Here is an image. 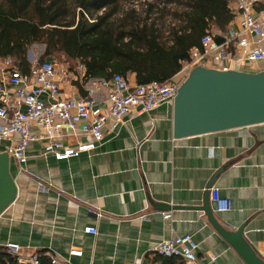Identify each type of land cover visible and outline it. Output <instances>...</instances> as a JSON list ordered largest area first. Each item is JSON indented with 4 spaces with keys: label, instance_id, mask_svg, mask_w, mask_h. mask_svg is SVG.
<instances>
[{
    "label": "crops",
    "instance_id": "1",
    "mask_svg": "<svg viewBox=\"0 0 264 264\" xmlns=\"http://www.w3.org/2000/svg\"><path fill=\"white\" fill-rule=\"evenodd\" d=\"M228 30H239L236 17ZM75 80L71 74L62 80V92L82 98ZM127 81L136 85L134 75ZM98 85L89 81L83 90ZM42 151L40 141L32 143L23 170L10 158L17 196L0 216V248L16 245L22 260L46 251L58 264H167L156 255L157 244L189 235L198 264H243L197 209L214 176L212 187L231 202L229 212L217 213L208 196L217 222L226 230L244 225L255 250L264 242V124L174 140L172 106L164 104L106 129L96 148L78 158L57 161ZM166 212L171 219L165 221ZM140 215L149 221L140 222ZM85 227L97 234H84ZM71 249L82 255L70 256Z\"/></svg>",
    "mask_w": 264,
    "mask_h": 264
},
{
    "label": "built area",
    "instance_id": "2",
    "mask_svg": "<svg viewBox=\"0 0 264 264\" xmlns=\"http://www.w3.org/2000/svg\"><path fill=\"white\" fill-rule=\"evenodd\" d=\"M228 1L233 5L239 30H228L221 44L209 34L204 35L200 40L202 50L192 49L180 70L161 84L130 85L125 78L115 75L108 81H98L93 91L105 90V96L99 98L89 92L85 97L73 98L62 92L61 81L67 77L58 71L55 61L27 58L29 68L23 73L13 59L0 58V147L4 146V153H8L20 170L27 162L31 144L37 141L42 143L43 156L51 155L57 161L78 158L93 151L106 129L115 131L125 118L150 113L164 104L172 106L181 83L197 66L264 71V0ZM81 69L78 66V70ZM80 137L88 140L69 143ZM209 193L215 212L231 210V202L222 198L217 188L211 187ZM161 216L165 221L171 219L169 212ZM138 220L147 222L149 218L140 215ZM82 232L97 234L93 227H85ZM197 249L192 236L171 235L157 244L154 251L164 258H180L185 264H198ZM5 250L17 256L16 245L7 244ZM256 252L264 261V242ZM69 255L81 256L82 252L71 249ZM29 260L37 264L34 257ZM213 260L210 256L209 263ZM53 262L58 264L54 259ZM132 264H142V261L135 260Z\"/></svg>",
    "mask_w": 264,
    "mask_h": 264
},
{
    "label": "trees",
    "instance_id": "3",
    "mask_svg": "<svg viewBox=\"0 0 264 264\" xmlns=\"http://www.w3.org/2000/svg\"><path fill=\"white\" fill-rule=\"evenodd\" d=\"M233 20L228 0H0V58L25 73L30 48L44 45L40 61L62 57L81 66L72 85L85 97L87 82L115 75H134L136 85L168 81L192 49L202 50L204 35L221 44ZM33 257L55 264L46 251ZM0 264L31 263L0 248Z\"/></svg>",
    "mask_w": 264,
    "mask_h": 264
},
{
    "label": "water",
    "instance_id": "4",
    "mask_svg": "<svg viewBox=\"0 0 264 264\" xmlns=\"http://www.w3.org/2000/svg\"><path fill=\"white\" fill-rule=\"evenodd\" d=\"M264 124V71L220 70L197 66L181 83L172 102V138L187 139ZM206 187L201 208L221 239L243 264H264L244 238V225L224 229L215 219ZM17 187L8 153H0V216L13 204Z\"/></svg>",
    "mask_w": 264,
    "mask_h": 264
},
{
    "label": "rangeland",
    "instance_id": "5",
    "mask_svg": "<svg viewBox=\"0 0 264 264\" xmlns=\"http://www.w3.org/2000/svg\"><path fill=\"white\" fill-rule=\"evenodd\" d=\"M45 46L41 44H36L32 46L28 53V59H37L40 61L41 56L44 53ZM55 63L57 65L58 71L66 74V77L76 70H78V66L74 63L68 62L62 57H55ZM73 68V69H72Z\"/></svg>",
    "mask_w": 264,
    "mask_h": 264
}]
</instances>
